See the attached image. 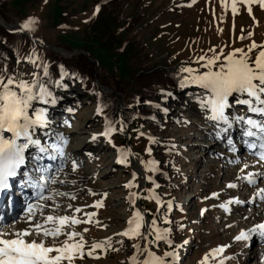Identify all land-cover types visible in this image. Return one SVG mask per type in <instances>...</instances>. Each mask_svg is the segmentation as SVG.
I'll return each instance as SVG.
<instances>
[{
  "label": "snow or ice",
  "instance_id": "obj_1",
  "mask_svg": "<svg viewBox=\"0 0 264 264\" xmlns=\"http://www.w3.org/2000/svg\"><path fill=\"white\" fill-rule=\"evenodd\" d=\"M241 4L245 6L250 16L253 5H258L264 10V0H230V3L229 0H221V7L225 11L230 7L233 18L239 14L238 5ZM99 11L100 6L97 5L94 15ZM253 20L255 22V17ZM38 23V19L29 17L19 28L10 31L33 33ZM234 27L233 23V29ZM218 32L222 33L223 29L218 28ZM252 36L253 33L249 32L247 36L241 35L238 39L243 41L251 39ZM208 51L212 53L211 56L205 53L193 61L198 67L181 66L178 69V86L182 90L189 88L198 90L189 95L215 129V139L224 141L228 150L235 154L239 149L233 133L237 132L244 150L249 155L257 157L256 163L264 167V43L252 40L246 49L233 48L227 54L223 48L219 52L215 48ZM21 62L22 59L17 55V66ZM23 63L32 65L34 70L30 73H22L18 69L9 72L7 63L0 65V196L7 195L13 187L11 181L22 174L33 188L38 189L37 203L27 205L24 216L25 222L29 225L27 228L6 232L3 225H0V264H77V261L83 262L86 257L98 260L102 258L101 254L106 255L108 251H120L119 248H114L113 237L89 242L85 239V233L89 232V228L76 230L82 224L106 228L107 225H101L96 219L97 211L86 212L84 207L74 208L72 204H68L66 212L70 210L71 215L57 214L61 207L57 203V197H67L70 200L77 197L74 193L60 192L49 187L67 182L59 178V173L63 172L68 159L65 149L69 142L67 137L55 132L51 127L49 106H55L62 98L56 97L49 85L66 88L67 85L62 81L65 78L80 79L79 74L69 73L61 64L58 66L59 79L53 81L50 62L37 53L35 48L23 58ZM96 94L99 96V93ZM162 95L166 100L173 94L162 90ZM153 106L161 108L160 104ZM104 108L102 103H98L96 114L103 115ZM162 110L165 113L168 111ZM67 111L73 112L74 109L69 108ZM104 121V130L98 135L103 136L106 142L116 149V163L132 167L134 157L143 168L142 174L133 170L132 179L124 185L128 189L126 199L131 215L126 221V227L114 234L121 237L116 241L121 248L125 247V241L131 242L129 246L132 254L128 257L127 264H180L178 250L182 245L175 243L173 234L174 231L182 232L185 226L170 218L174 209L173 201H165L156 191L160 185L153 177L160 172V168L159 162L153 157L152 147L145 148L148 160L133 153L131 148L117 147L112 137L117 133L123 135L127 125L123 120L113 122L107 116H104ZM134 131L137 132L136 139L145 137L149 145L158 143L147 133L139 129ZM98 135H93L92 141H96ZM174 148V144L170 145L168 151L171 152ZM30 149L35 150L32 153L35 165L32 171L40 174L36 181H33L29 172L21 173L27 162L26 153ZM58 159L60 163L55 164ZM44 160L52 163L44 164ZM229 163L237 165L241 163V159L237 156ZM249 166L247 162L243 164L237 180H242L252 187H256L258 183L264 184V171L246 172ZM78 167L73 160L72 171H77ZM139 179L147 180L152 187L142 188L141 184L137 183ZM226 187L237 189L240 186L235 182H229ZM89 195L97 194L89 190ZM100 195L102 199L85 207L97 210L104 207L107 193ZM220 195L214 192L205 199H219ZM139 200L155 202V212H145L137 207ZM257 200L264 202V187H256L253 197L247 201L229 199L220 203L218 207L231 213L230 205L253 204ZM180 211L182 212L183 208H180ZM207 211L208 209H201L200 215L204 216ZM244 218L248 219L247 216ZM253 237L264 240V223H255L252 227L241 230L234 237V242H244V246L248 247ZM187 243L188 241H184V244ZM162 246H166L167 250L161 254L159 249ZM228 247L231 245L211 249L198 264H210V261L225 264V260H234L235 256H224ZM261 264H264V259Z\"/></svg>",
  "mask_w": 264,
  "mask_h": 264
},
{
  "label": "rangeland",
  "instance_id": "obj_2",
  "mask_svg": "<svg viewBox=\"0 0 264 264\" xmlns=\"http://www.w3.org/2000/svg\"><path fill=\"white\" fill-rule=\"evenodd\" d=\"M8 1L7 9L9 10H0L2 16L6 14L11 20L8 23L3 16L5 22L15 27L17 25L20 26L29 17H35L39 21L35 26L36 31L26 33L40 43L42 41L43 43L41 44L47 46V51L58 54L54 50H49L50 47L63 49L67 54L76 51L75 55H66L65 57L58 54L64 58H72L76 55L84 54L80 52H84L80 48L83 44L84 30L95 19L97 14L94 15V12L97 5L101 7L109 2V0ZM145 2L146 5L140 6L138 5L140 3L138 0L122 1L120 7L126 17L132 18L134 16L135 18L141 17V19L142 16L144 17L132 35L136 34L139 39L143 40L149 47V51L155 55L159 52L160 54L170 55L178 61L186 60L193 63L196 58L205 55V53L211 56L212 53L208 51L210 48H215L217 52L223 48L225 54L230 52L227 50V35L228 23L231 25L230 17L228 16L231 9L229 7L225 11L221 7V0H146ZM188 5L191 6L189 7ZM58 7L61 9L66 8L65 12L70 13L67 18L68 25L63 27V29L58 26ZM238 7L244 8L245 6L241 4ZM253 17H255V22ZM263 19L264 10H261L259 6H254L252 16L245 9L243 16L237 18L236 28L238 32L242 30L244 32L245 29L242 27L250 26L249 31H255L254 40L257 41V33L260 30L257 31L255 25L257 20L262 21ZM240 22L241 24L239 25ZM218 28H222L223 32H218ZM260 29L263 30L262 27ZM261 43H264V41ZM63 45H66V47L68 45L71 49L69 47L65 48ZM231 47H234L232 43ZM103 59L104 67L107 70L117 68V62L111 56H108V58L104 56ZM90 60L95 65L98 64L95 59L90 58ZM193 66L198 67L196 64ZM33 70L30 64L22 62L19 65V72L30 73ZM98 72L96 65L94 70L96 84L102 92L111 94L112 90L100 84ZM109 73L112 74L111 72ZM25 78L29 77L25 76ZM102 88H105L108 92L103 91ZM95 110V106L85 104L75 118L70 119V123L65 124H62L57 118H52V115L49 114V118L52 121V129L57 133H62L69 141L65 149L68 159L65 162L63 172L59 173V178L67 182L65 184L57 183L49 187L60 192L74 193L77 197L75 200H70L67 197H57V203L61 205L57 214L71 215V211L67 210L66 212V208L68 204H72L74 208L84 207L86 212L97 211L96 219L101 222V225H107L106 228L86 224L80 225L76 229L77 231H81L85 227L90 229L89 232L85 233V239L89 242H92L93 238L106 239L113 237L115 233L122 231L126 227V221L130 216L127 213L128 201L126 197L128 189L124 185L132 179L133 170L139 174L143 173L139 160L134 157L132 158V167H124L116 163V149L108 144L103 136L98 135L104 130L102 127L94 130L88 128L90 126L89 122L94 119ZM185 119L187 121L186 125L170 124L166 129L170 145H175V148L180 153L179 156L182 158L178 164L170 166L169 171H178L186 179L184 184H181L179 180L174 182L178 187L176 202L187 212V228H189L190 233L196 235V238L193 239V244L196 243V246L192 245L194 250L190 254V259L188 257V260L182 264H198L205 253L224 245H231L225 251L224 256L236 257L234 260H225V264H261L262 259H264V240L253 237L252 241L249 242V246L245 247L244 242H234V237L241 230H246L255 223H264V208H261L264 202L257 200L253 204L230 205L231 213L225 212L218 205L229 199L238 198L241 201L251 199L256 187H264V184L258 183L256 187H252L246 185L242 180H237V176L241 175L240 168L243 167L245 162L250 165L245 170L246 172L264 171V167L256 163L257 157L249 155L244 150L239 134L233 135L236 146L239 149L235 154L228 150L224 141L215 139V129L205 119L203 112L191 109ZM134 129H139L148 135L150 134L146 126L142 128L141 126L138 128L132 127L130 130V142L133 145L140 142V139H136L137 132ZM93 135H98L96 141H92ZM159 136L160 134L156 136L155 133L154 137L157 138ZM114 137L115 135L112 137L113 142L115 140ZM87 152L96 155H87ZM135 154H138L144 160L149 159L144 153H137V150ZM153 154L155 155L156 151H153ZM30 155V167L25 171L30 173L33 181H36L40 174L32 171L35 165L32 161V153ZM237 156L241 159L240 164L233 165L229 163L230 160H235ZM73 160L79 165L75 172L72 171ZM43 163L52 162L44 160ZM59 163L60 160L58 159L55 164ZM252 165L255 166L253 167ZM165 174L169 175L170 173L166 171ZM24 181L27 182V178ZM72 181L75 183H71ZM147 182L144 179L137 180V183L141 184L142 188H146ZM229 182H235L240 187L228 189L226 185ZM159 189L165 191L163 186H160ZM89 190L97 195H89ZM37 192L38 190L32 191L31 200L29 202L26 201L23 209L19 205L17 213L8 214V218H4L0 224L3 225L4 231L12 232L29 226L25 222L24 216L27 205L37 203ZM214 192L221 194L219 199H205ZM102 193H107L104 207L99 210L85 207L102 199L100 195ZM14 194L16 197L22 194V197L26 198L20 189L14 191ZM11 198L12 196L8 194L6 198L8 203ZM48 203L51 204V201ZM201 209H208L204 216L200 215ZM249 209L251 210L249 211ZM246 216L248 219L244 218ZM227 225H232V227H227ZM191 237H194V235H191ZM128 242L130 243V241ZM177 243L182 244L184 241L179 240ZM119 249L118 254L121 256L123 255V249L120 247ZM77 264L119 263L117 259L111 262L108 258H104L100 261H77ZM210 264H218V262L210 261Z\"/></svg>",
  "mask_w": 264,
  "mask_h": 264
},
{
  "label": "trees",
  "instance_id": "obj_3",
  "mask_svg": "<svg viewBox=\"0 0 264 264\" xmlns=\"http://www.w3.org/2000/svg\"><path fill=\"white\" fill-rule=\"evenodd\" d=\"M122 1L128 0H109L107 5L105 4L100 7V11L95 19L84 30L83 44L80 47L84 51V54L76 55L72 58H64L54 52L47 51L41 46L36 48L37 53L50 62V72L53 81L59 79L58 66L61 64L64 65L69 73H77L80 77V79L65 78L62 83L67 85L66 88H57L54 84L49 85L54 95L62 98L58 100L55 106H49V114L53 118L59 119L62 124L70 123V119H74L79 110L84 108L85 104L95 106L97 110L98 103H102L105 106L104 114L98 116L95 110L94 119L89 122L90 126L88 128L94 130L102 127L104 129V116H107L113 122L123 120L127 127L123 135L119 133L115 134L114 143L117 147L131 148L132 152L136 153L137 150V153H144L146 156V147L151 146L152 150L156 151L153 157L159 162L160 172L153 178L160 186L165 188V191L159 188L156 191L165 201H173L174 209L170 218L185 226L182 232L174 231L173 234L176 244H178L177 241L179 242V240L188 241L187 244H180L182 247L178 250L180 253V264H182L190 259V254L194 250L192 245L196 246V243L193 244V239L196 238V235L190 233L189 228H187V212L176 202L178 187L174 182L175 180H179L181 184H184L186 179L178 171H169L170 166L178 164L182 158L179 156L180 153L177 148H174L171 152L168 151L170 143L166 129L170 124L186 125L185 116L191 109L202 112L198 104L189 95V93L194 94L198 90L192 88L182 90L178 86L177 80L178 69L181 66H197H193L195 64L186 60L178 61L167 54L157 52V55H155L150 52L149 47L143 40L139 39L136 34L132 35L144 17L142 16V19L141 17L135 18L134 16L132 18L126 17L120 7ZM138 1L140 2L138 5H146V0ZM8 2V0H0V10L3 11L4 9L8 11ZM254 6L257 7L258 5H253V10ZM58 8V26L63 29V27H67L68 25L67 18L70 16V13L65 12L66 8ZM239 9V14L235 18H233L231 10H229L228 16L230 17L231 25L228 23V51H231L233 48L246 49V46L250 44L249 42H252L256 36L253 30L251 39L243 41L238 39L241 35L247 36L251 32L249 31L250 26H240L245 31L238 32L236 20L243 16L246 8L241 7ZM17 14L20 15L19 13ZM3 16L1 15L8 23L11 22L9 16L6 14ZM233 23L235 24L234 29ZM255 29L257 31L260 30L257 33L256 42H263L264 19L262 21L257 20ZM231 43L234 47H231ZM63 46L65 48L69 47L68 45L67 47L66 45ZM32 49L33 44L27 36L21 32L6 30L0 25V65L7 63L9 72L19 70V66L16 64L17 55H19L23 62V58L28 56ZM101 55H103L102 58ZM104 56L106 58L111 56L117 62V68L107 70L104 67ZM90 58L98 62L96 65L99 71L98 78L100 84L112 90L111 94L102 92L96 84L94 76L96 65L91 62ZM30 66L32 67V65ZM162 90L164 92H171L173 94L172 97H168L165 100ZM96 93H99V96ZM155 104H160L161 108L154 107L153 105ZM69 108L74 109V111H67ZM162 109H167V113ZM141 125L149 129V135L152 137L155 136V133L156 136L160 134L159 137H154L158 143L149 145L145 137H141L140 142L135 143V145L130 142L131 128H138ZM117 127H119L118 124ZM90 154L96 155L87 152V155ZM166 171L170 174L166 175ZM146 185L144 189L152 187L149 182ZM144 194L147 195L146 192ZM139 203L145 212L151 211L154 213L156 210L155 202L139 200ZM127 206V213L130 216L131 211L128 202ZM180 208H183L182 212ZM148 219H151V217H148ZM191 235H194V237H191ZM93 239V241L104 240ZM120 239L121 237L119 236H113L114 248H121V245L116 243ZM130 243L125 241V247L122 248L123 255L121 256L118 254V251H108L106 255L101 254V259L93 260L86 257L84 261H100L108 258L111 262L117 259L119 264H122V262L123 264H127V259L132 254V249L129 246ZM165 250H167L166 246H162L159 252L162 254Z\"/></svg>",
  "mask_w": 264,
  "mask_h": 264
},
{
  "label": "water",
  "instance_id": "obj_4",
  "mask_svg": "<svg viewBox=\"0 0 264 264\" xmlns=\"http://www.w3.org/2000/svg\"><path fill=\"white\" fill-rule=\"evenodd\" d=\"M4 27H6V28H8V29H12V28H9V27H7V26H5V25H3ZM18 28H19V26H18ZM22 34H24L25 36H27L30 40H31V42L33 43L34 41H35V43H33V48H37V46H41V47H43V48H45V49H47V46H44V45H42L40 42H38V40L37 39H35L34 37H31L30 35H28L26 32H21ZM49 50H54L55 52H57L58 54H61L62 56H66V55H75V53H76V51L75 52H71V54H67V52L65 51V50H61V49H58V48H55V49H53V48H49ZM81 53H84V52H82V51H80ZM103 89V91H105V92H108V90H106L105 88H102ZM137 205H138V207L139 208H141V209H143L142 208V206L140 205V203H139V201L137 202Z\"/></svg>",
  "mask_w": 264,
  "mask_h": 264
},
{
  "label": "bare ground",
  "instance_id": "obj_5",
  "mask_svg": "<svg viewBox=\"0 0 264 264\" xmlns=\"http://www.w3.org/2000/svg\"><path fill=\"white\" fill-rule=\"evenodd\" d=\"M0 24H2V25H5V26H7V27H9V28H12V29H17L18 28V25L17 26H15V27H12L11 25H9V24H7L6 22H5V20L0 16ZM1 25V26H2ZM3 28H5L6 30H10V29H8V28H6V27H4V26H2ZM39 42V41H38ZM246 197V196H245ZM21 205V204H20ZM21 208H22V205H21ZM261 208H264V203L262 204V207ZM261 211V210H260ZM263 211V210H262ZM7 218H8V216H7ZM256 259V258H255Z\"/></svg>",
  "mask_w": 264,
  "mask_h": 264
}]
</instances>
